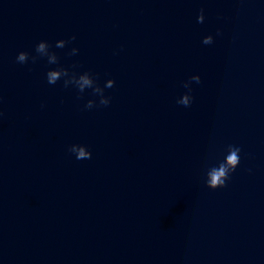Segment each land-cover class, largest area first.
Returning a JSON list of instances; mask_svg holds the SVG:
<instances>
[{
    "label": "water",
    "instance_id": "95a60500",
    "mask_svg": "<svg viewBox=\"0 0 264 264\" xmlns=\"http://www.w3.org/2000/svg\"><path fill=\"white\" fill-rule=\"evenodd\" d=\"M0 113V264H264V0H0Z\"/></svg>",
    "mask_w": 264,
    "mask_h": 264
},
{
    "label": "clouds",
    "instance_id": "9594fccd",
    "mask_svg": "<svg viewBox=\"0 0 264 264\" xmlns=\"http://www.w3.org/2000/svg\"><path fill=\"white\" fill-rule=\"evenodd\" d=\"M204 15L203 10H201L200 15L197 17L198 23H203ZM219 35V33H217ZM75 40V36L71 37L70 40H60L56 42V48H64L67 44L71 43ZM203 44L209 45L213 43V37L207 36L203 39ZM51 46L46 41H41L36 45L35 52L37 53L36 56L31 57L32 63H36L38 58L47 57L49 64H58V57L54 52H50L49 48ZM78 53V49L73 48L70 55H76ZM16 60L20 64L27 63L29 60V53L27 52H20ZM73 67H76L75 65ZM47 82L50 85L56 84L58 80L63 78L64 80V87L67 88L69 85H73L77 88L79 93H84L86 89H92L93 95L100 96L99 105H96L95 101L88 100L85 104L86 109H92L93 107L98 106H108L110 103V98L104 96V89L101 88L97 83L96 80L93 78L92 74L89 72H84L83 74L77 75L75 72L70 73L68 69L63 67H57L54 70H50L47 72ZM195 81L196 83H200L199 76H192L189 82L184 84L185 88L190 89V82ZM115 84V81L108 80L105 84L106 88H112ZM178 104H181L185 107H188L192 103V97L189 94H185L177 101ZM2 116V113H0ZM69 151L75 154L78 160L83 159H91V153L86 149V147L81 145H72ZM240 151L239 147L229 146L227 149V155L225 157V163L219 164L218 167H212L207 173V181L206 186L210 190H216L224 188L226 185V181L229 179L230 175L235 172L238 165L240 164Z\"/></svg>",
    "mask_w": 264,
    "mask_h": 264
}]
</instances>
